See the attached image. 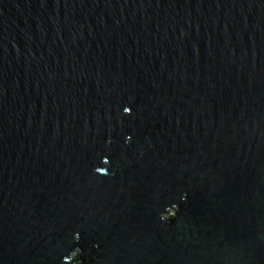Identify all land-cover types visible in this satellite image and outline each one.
<instances>
[{
	"label": "water",
	"instance_id": "obj_1",
	"mask_svg": "<svg viewBox=\"0 0 264 264\" xmlns=\"http://www.w3.org/2000/svg\"><path fill=\"white\" fill-rule=\"evenodd\" d=\"M75 260L264 264V0H0V264Z\"/></svg>",
	"mask_w": 264,
	"mask_h": 264
},
{
	"label": "trees",
	"instance_id": "obj_2",
	"mask_svg": "<svg viewBox=\"0 0 264 264\" xmlns=\"http://www.w3.org/2000/svg\"><path fill=\"white\" fill-rule=\"evenodd\" d=\"M75 264H78V261L77 260H75Z\"/></svg>",
	"mask_w": 264,
	"mask_h": 264
},
{
	"label": "snow or ice",
	"instance_id": "obj_3",
	"mask_svg": "<svg viewBox=\"0 0 264 264\" xmlns=\"http://www.w3.org/2000/svg\"><path fill=\"white\" fill-rule=\"evenodd\" d=\"M125 111H128L127 109H125Z\"/></svg>",
	"mask_w": 264,
	"mask_h": 264
}]
</instances>
